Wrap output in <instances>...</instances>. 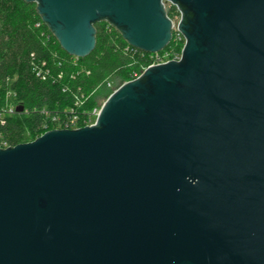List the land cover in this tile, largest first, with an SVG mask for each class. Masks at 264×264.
Masks as SVG:
<instances>
[{"label": "water", "instance_id": "95a60500", "mask_svg": "<svg viewBox=\"0 0 264 264\" xmlns=\"http://www.w3.org/2000/svg\"><path fill=\"white\" fill-rule=\"evenodd\" d=\"M25 1L76 58L102 21L162 52L166 2L186 43L95 126L0 150V264H264V0Z\"/></svg>", "mask_w": 264, "mask_h": 264}, {"label": "trees", "instance_id": "16d2710c", "mask_svg": "<svg viewBox=\"0 0 264 264\" xmlns=\"http://www.w3.org/2000/svg\"><path fill=\"white\" fill-rule=\"evenodd\" d=\"M175 14L173 8L169 16L174 18ZM94 28V51L76 58L62 49L36 3L0 0V83L7 89L6 81L10 80L9 88L17 92L18 102L27 112L9 120L4 129L13 146L25 144L27 135L31 140L40 136L51 118L42 110L54 114L73 107V93L79 89L88 97L83 110H91L97 93L107 91L105 82L125 84L150 65L151 55L131 47L109 23L102 21ZM182 46L173 38L164 51L180 53ZM43 64L49 70L47 80L33 72Z\"/></svg>", "mask_w": 264, "mask_h": 264}, {"label": "built area", "instance_id": "2783aa9c", "mask_svg": "<svg viewBox=\"0 0 264 264\" xmlns=\"http://www.w3.org/2000/svg\"><path fill=\"white\" fill-rule=\"evenodd\" d=\"M168 4H170V9L167 10V14H168V17L173 22V38L175 39L177 43H182L183 45L182 50L180 53L163 50L160 53L150 54L151 55L150 65L147 68H145L142 73L136 74L134 76V80L140 78L141 75L147 69L151 67L165 65L170 62H180L182 60L183 49L185 47L186 40L178 30V26L181 20V12L178 9V7L174 6L171 2H166L165 6H167ZM173 8L176 9L177 14H175L174 18H171L169 16V13ZM174 20H177L176 24ZM128 50L129 49H127V51ZM33 72L36 74L38 78H41L42 80H47L49 76V70L45 68L44 64L40 67H35L33 69ZM59 78H62V76L59 75ZM6 83L8 84L7 89H5L3 85L0 83V150H6L10 147L12 148L15 147L11 144L8 135L6 134L4 130L9 120L13 119L16 115L27 114L25 109L22 113H19L17 111V108L21 105L18 102L17 92L9 88V85H10L9 79L6 81ZM105 85L106 87H111V83L108 81L105 82ZM100 87L101 85L98 87L97 90H99ZM66 91H67L66 89L63 90V92H66ZM73 98H74L73 107L66 109L64 112H61V113L55 112L54 114H50L48 111L42 110V113L44 115H47V116L51 115V118L47 124L43 125V128H42L43 132L36 139L54 130H79L82 128L92 127L96 125V122L98 120V117L101 113V109L104 104L102 106H95L91 110L84 111L83 108L88 100V97H86V95H84L79 89L77 92L73 93ZM36 139L32 140L31 142L35 141Z\"/></svg>", "mask_w": 264, "mask_h": 264}, {"label": "rangeland", "instance_id": "374dc122", "mask_svg": "<svg viewBox=\"0 0 264 264\" xmlns=\"http://www.w3.org/2000/svg\"><path fill=\"white\" fill-rule=\"evenodd\" d=\"M167 10L170 9V4H168L167 6ZM175 21V24L177 23V20H174ZM111 83V87H107L106 90L107 91H100L99 93H97V96H96V99H95V105L96 106H102L106 101L107 99L110 97V95L115 91L117 90L119 87H121V81H117V82H110ZM123 85V84H122ZM109 93V97H107L106 93ZM26 143H30L32 140L29 139V136L27 135L26 137Z\"/></svg>", "mask_w": 264, "mask_h": 264}]
</instances>
